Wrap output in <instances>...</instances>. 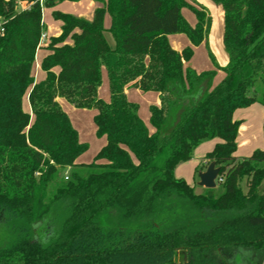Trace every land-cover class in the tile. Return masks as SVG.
Here are the masks:
<instances>
[{
	"label": "trees",
	"instance_id": "16d2710c",
	"mask_svg": "<svg viewBox=\"0 0 264 264\" xmlns=\"http://www.w3.org/2000/svg\"><path fill=\"white\" fill-rule=\"evenodd\" d=\"M22 1L19 10L18 0H0V264H264V150L236 155L234 117L264 107V0H213L228 62L210 52L215 69L206 71L187 66L210 25L195 0H94L92 19L55 9L62 32L45 43L43 9L66 0ZM174 34L191 45L175 49ZM218 70L225 76L214 84ZM104 73L109 100L99 95ZM128 88L159 94L150 125ZM59 99L97 111L106 143L92 162L78 161L89 144ZM214 138L205 157L224 178L217 196L176 175Z\"/></svg>",
	"mask_w": 264,
	"mask_h": 264
},
{
	"label": "rangeland",
	"instance_id": "374dc122",
	"mask_svg": "<svg viewBox=\"0 0 264 264\" xmlns=\"http://www.w3.org/2000/svg\"><path fill=\"white\" fill-rule=\"evenodd\" d=\"M80 1V0H79ZM77 1V2H79ZM199 5H203L209 12L210 15V25L208 38L202 42L199 46L194 48V55L192 59L187 63V66H190L197 71H206L215 69V63L210 56V52L215 56L216 62L224 66L228 62V55L224 47V12L221 5L217 4L213 0H195ZM67 2V3H65ZM70 2V3H68ZM72 2L66 0L61 4L62 11L72 13L75 7L72 5ZM26 2L18 0V9L26 8ZM53 9L50 7H45L43 9L44 19L50 21L53 19L52 16ZM182 14L190 22L191 25L195 26L198 22L197 16L189 8H183ZM1 19H4L0 16ZM54 20V19H53ZM185 41L188 42L187 46L191 45V41L186 34H182ZM108 40L111 44H114L112 35L108 32L106 33ZM46 42V40H44ZM40 54V49L38 50L36 59L38 60V55ZM225 74L222 70L217 71L215 77V82L218 84L224 78ZM100 97L104 100H109V85L107 74L103 75V82L99 89ZM103 95L105 97H103ZM62 107L70 115L74 126L77 128L80 134V139L89 144L88 150L83 153L80 157L81 162H92L99 152V150L106 143L105 137H98L96 134V125L94 122V117L97 113L95 109H80L76 108L73 105L65 102L63 99H59ZM140 108L141 115L146 119L147 124L150 125V111L147 101L140 99ZM29 107V104L24 102V107ZM148 115V116H147ZM234 117L242 121L239 128L238 136V149L236 155L238 156H248L254 149H263L264 148V108L260 104H253L249 107L238 109L235 112ZM220 141L219 138H214L203 142L198 146L192 157L180 164V171L182 175L192 186L195 187L197 193H205L207 188L199 185L200 173L206 171L210 165V161L205 157L209 151H211L217 142ZM69 171H66L68 175ZM242 187L247 190V178H244L241 181ZM215 195H220L224 192V188L220 183H217V186L213 188ZM179 260H183L182 256L178 257Z\"/></svg>",
	"mask_w": 264,
	"mask_h": 264
},
{
	"label": "crops",
	"instance_id": "0c3cea01",
	"mask_svg": "<svg viewBox=\"0 0 264 264\" xmlns=\"http://www.w3.org/2000/svg\"><path fill=\"white\" fill-rule=\"evenodd\" d=\"M61 3H58L52 9L53 10H55V9L60 10L61 9L60 6L62 5ZM65 3H67V2H65ZM68 3H70V2H68ZM72 5L75 7V9L73 10V12L71 14H74V15L80 16V17H84L87 19H92L94 16V11H95L96 7H98L100 4L94 0H80L79 2H77V1L72 2ZM63 12H65V11H63ZM66 13H69V12H66ZM53 19L50 21H47L44 19V16H43L44 23L46 24V32L45 33L47 34L48 38L51 36H57L62 32V28H61L62 22L59 20H55V19L53 20ZM110 23H111V17H110V15H107L106 19H105L106 27H109ZM169 40H170L172 46L178 50H181L182 48H184L188 45V42L185 41L182 34L170 35ZM46 53H47V51L45 49H40V54L38 55V60L36 59L35 75H36L37 80L43 79L45 77V73L40 68V63H41V60L43 59V57L46 55ZM104 74H106V73H104ZM214 84H216V82H214ZM126 93H127L128 98L131 101L136 102V103H140V99H144L147 101V104L150 106L152 104H160V97H159V94L156 92H142L141 90H139L137 88H128L126 90ZM99 95H100V93H99ZM103 97H105V96L103 95ZM65 102H67V101H65ZM256 104H258V103H256ZM139 106H140V104H139ZM260 106L263 107L262 105H260ZM139 112L141 115V108H140ZM141 117H142V115H141ZM149 119H150V115H149ZM143 120L147 123L145 118H143ZM256 149H254V151ZM263 150H264V148H263ZM250 155H248V156H250ZM239 157H244V156H239ZM78 161L81 162L80 158L78 159ZM179 168H180V165L176 168V175L179 177H183V176H181L182 172L180 171Z\"/></svg>",
	"mask_w": 264,
	"mask_h": 264
},
{
	"label": "water",
	"instance_id": "95a60500",
	"mask_svg": "<svg viewBox=\"0 0 264 264\" xmlns=\"http://www.w3.org/2000/svg\"><path fill=\"white\" fill-rule=\"evenodd\" d=\"M220 173V168L216 166V162H211L206 171H202L199 175V185L213 189L217 186V177Z\"/></svg>",
	"mask_w": 264,
	"mask_h": 264
},
{
	"label": "built area",
	"instance_id": "2783aa9c",
	"mask_svg": "<svg viewBox=\"0 0 264 264\" xmlns=\"http://www.w3.org/2000/svg\"><path fill=\"white\" fill-rule=\"evenodd\" d=\"M37 1H39L41 4H43L46 0H37ZM26 4V3H25ZM26 7H27V4H26ZM8 22V20L7 19H1L0 18V33H4L5 32V25H6V23ZM48 37H47V34L46 33H44L43 35H42V43H44V40H46ZM223 180H224V178L223 177H220L219 175H218V177H217V183H222L223 182Z\"/></svg>",
	"mask_w": 264,
	"mask_h": 264
}]
</instances>
